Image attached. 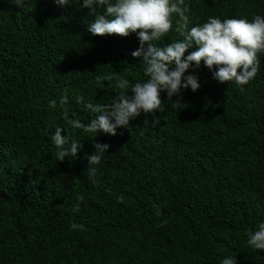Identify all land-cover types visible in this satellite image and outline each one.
Instances as JSON below:
<instances>
[{"label":"trees","instance_id":"16d2710c","mask_svg":"<svg viewBox=\"0 0 264 264\" xmlns=\"http://www.w3.org/2000/svg\"><path fill=\"white\" fill-rule=\"evenodd\" d=\"M82 4L0 0V264H221L230 256L264 264V250L247 244L264 221V53L243 86L218 82L201 61L185 72L198 77L197 91L161 92L160 124L141 112L115 136H95L70 121L99 115L85 105L110 104L120 92L114 77L130 87L147 77L131 55L137 35H91L106 6L92 14ZM184 4L189 28L209 17L264 16V0ZM179 19L173 14L172 30L154 43L182 40ZM58 127L82 145L75 158H56ZM96 143L110 147L92 175Z\"/></svg>","mask_w":264,"mask_h":264},{"label":"clouds","instance_id":"9594fccd","mask_svg":"<svg viewBox=\"0 0 264 264\" xmlns=\"http://www.w3.org/2000/svg\"><path fill=\"white\" fill-rule=\"evenodd\" d=\"M14 3L22 8L25 0H14ZM54 3L61 7L68 6V0H54ZM101 5L106 6L104 14H95L96 8ZM82 7L95 14L87 28L91 35H137L139 47L131 55L143 60L144 75L147 77L145 81H138L131 87L127 79L114 77L115 87L120 92L112 98L111 103L86 104V109L99 113L87 124L79 119L70 121L73 127L82 129L85 133L96 136L98 132H103L115 136L117 128H127L130 120L141 112L153 114L152 127L160 124V119L155 114L163 111L161 92H166L168 99H171L182 88L197 91L200 87L198 77L194 74L185 75V72L193 65L199 67L201 61L209 70L215 67L213 78L220 83L234 81L243 86L259 70L258 54L264 53V16L257 15L251 21L246 18L221 20L209 17L202 25L189 28V9L184 0H83ZM173 14L180 18L176 31L183 39L163 47L158 46L154 41L161 40L172 30ZM193 48L195 50L188 51ZM186 52L188 54L185 56ZM80 101H83V97H78V102ZM67 103V96H62L61 106ZM49 107L55 108L56 101H49ZM62 115L67 119L68 110L64 109ZM62 130L58 127L51 136L56 148L55 156L60 162L66 157L75 158L78 149L82 147L79 142L62 136ZM109 147L108 144H94L95 152L87 155L88 173H96L94 166L101 162ZM83 199L82 195L77 197L80 202ZM78 210L77 204L73 211ZM71 228L84 230L82 224L73 223ZM247 235V244L250 247L264 250V221L255 230L250 229ZM221 264H236V260L234 256L225 257Z\"/></svg>","mask_w":264,"mask_h":264}]
</instances>
